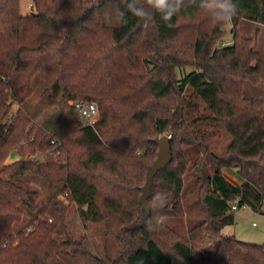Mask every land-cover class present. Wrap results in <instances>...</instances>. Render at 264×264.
<instances>
[{
    "label": "trees",
    "instance_id": "trees-1",
    "mask_svg": "<svg viewBox=\"0 0 264 264\" xmlns=\"http://www.w3.org/2000/svg\"><path fill=\"white\" fill-rule=\"evenodd\" d=\"M19 1L0 0V264H264V242L221 233L231 204H264V97H243L241 82L264 80V56L236 29L242 19L264 25V0H31L24 15ZM37 74L47 105L73 117L57 136L19 108L8 113ZM70 101H95L97 121ZM161 135L172 157L153 176L146 212L139 195ZM15 148L43 158L3 164ZM37 180L50 188L45 201ZM71 205L81 224H104L113 256L73 239Z\"/></svg>",
    "mask_w": 264,
    "mask_h": 264
},
{
    "label": "rangeland",
    "instance_id": "rangeland-1",
    "mask_svg": "<svg viewBox=\"0 0 264 264\" xmlns=\"http://www.w3.org/2000/svg\"><path fill=\"white\" fill-rule=\"evenodd\" d=\"M60 2L61 0H56ZM35 8L31 0H20L19 11L21 14H26L34 11ZM225 30L222 34V40L225 44H230L232 39L231 23L227 22ZM236 29L241 36L249 37L252 39V45L257 51L261 52L264 56V25L256 22L242 19L236 25ZM31 94L23 105H19L16 100H9L11 108L8 113L13 117L16 115V110L19 108L21 111L31 116V120L37 124L43 125L52 135L57 136L62 132H66L73 127L72 114L70 111H59L58 109L51 108L47 105L46 97L48 91L45 89V85L40 76L34 75L31 79ZM242 82V95L245 98L250 97H264V80H258L256 82L243 79ZM72 101L69 102L71 104ZM27 114V115H28ZM7 122H9L7 120ZM229 137L224 131H220L218 137L215 140V151L221 154L228 142ZM22 142V141H21ZM25 155V154H24ZM22 155L16 153V148L8 153L3 159V164H8L18 158H33L36 155L39 159L43 156L41 153ZM224 172L230 176L233 180L234 176L239 179L234 169L226 168ZM231 174V175H230ZM197 185L188 178L186 183V193L184 194V204L189 208H194L193 202L196 200ZM35 187L40 191V200L45 201L46 195L50 191V188L46 183L37 180ZM193 205V206H192ZM198 207V206H197ZM196 207V208H197ZM233 212L234 222L230 225H225L221 229L222 234H232L237 239L250 243H262L264 242V204L261 209L255 211L248 205L244 204L237 206ZM28 218L26 215L25 219ZM66 223L68 229L72 234L74 240L81 245L89 248L95 254L100 256H113L117 249L116 239L106 233L104 224L98 222H88L83 225L80 223L76 209L71 205L69 207ZM31 227L27 226L29 230Z\"/></svg>",
    "mask_w": 264,
    "mask_h": 264
},
{
    "label": "water",
    "instance_id": "water-1",
    "mask_svg": "<svg viewBox=\"0 0 264 264\" xmlns=\"http://www.w3.org/2000/svg\"><path fill=\"white\" fill-rule=\"evenodd\" d=\"M169 139V135H161L154 139V143L157 145L156 157L146 169L145 181L139 195V201L146 212H148L147 199L150 195L153 176L157 171L165 167L172 157Z\"/></svg>",
    "mask_w": 264,
    "mask_h": 264
},
{
    "label": "built area",
    "instance_id": "built-area-1",
    "mask_svg": "<svg viewBox=\"0 0 264 264\" xmlns=\"http://www.w3.org/2000/svg\"><path fill=\"white\" fill-rule=\"evenodd\" d=\"M74 109L79 113L83 121L88 125H93L98 119V106L95 101H72ZM57 139H51V142ZM237 205L231 204V209L235 210Z\"/></svg>",
    "mask_w": 264,
    "mask_h": 264
},
{
    "label": "crops",
    "instance_id": "crops-1",
    "mask_svg": "<svg viewBox=\"0 0 264 264\" xmlns=\"http://www.w3.org/2000/svg\"><path fill=\"white\" fill-rule=\"evenodd\" d=\"M230 175H231V174H230ZM229 177H230V176H229ZM234 178H235L234 180H233V178H232V181H233V182H236V183H238V182L240 181V180H239V179H237L235 176H234Z\"/></svg>",
    "mask_w": 264,
    "mask_h": 264
},
{
    "label": "clouds",
    "instance_id": "clouds-1",
    "mask_svg": "<svg viewBox=\"0 0 264 264\" xmlns=\"http://www.w3.org/2000/svg\"><path fill=\"white\" fill-rule=\"evenodd\" d=\"M226 6H231L230 0H229V3ZM166 14H168V13H166Z\"/></svg>",
    "mask_w": 264,
    "mask_h": 264
}]
</instances>
